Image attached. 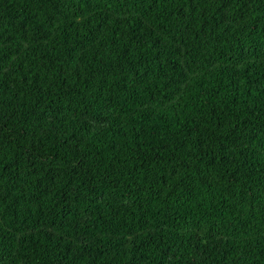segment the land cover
Wrapping results in <instances>:
<instances>
[{
	"label": "trees",
	"instance_id": "obj_1",
	"mask_svg": "<svg viewBox=\"0 0 264 264\" xmlns=\"http://www.w3.org/2000/svg\"><path fill=\"white\" fill-rule=\"evenodd\" d=\"M0 264H264V0H0Z\"/></svg>",
	"mask_w": 264,
	"mask_h": 264
}]
</instances>
